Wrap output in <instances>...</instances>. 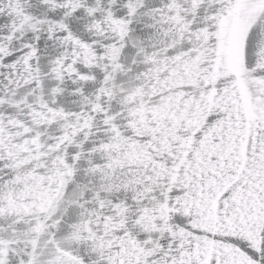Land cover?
Wrapping results in <instances>:
<instances>
[{"label":"snow or ice","instance_id":"snow-or-ice-1","mask_svg":"<svg viewBox=\"0 0 264 264\" xmlns=\"http://www.w3.org/2000/svg\"><path fill=\"white\" fill-rule=\"evenodd\" d=\"M0 264H264V0H0Z\"/></svg>","mask_w":264,"mask_h":264}]
</instances>
